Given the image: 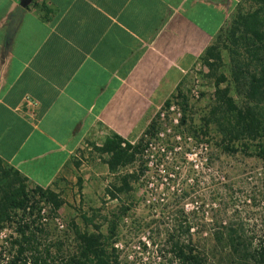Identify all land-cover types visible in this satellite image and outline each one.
Instances as JSON below:
<instances>
[{"label":"crops","instance_id":"1","mask_svg":"<svg viewBox=\"0 0 264 264\" xmlns=\"http://www.w3.org/2000/svg\"><path fill=\"white\" fill-rule=\"evenodd\" d=\"M19 2L0 0V164L50 188L71 175L93 129L131 141L238 0H35L20 11Z\"/></svg>","mask_w":264,"mask_h":264},{"label":"rangeland","instance_id":"2","mask_svg":"<svg viewBox=\"0 0 264 264\" xmlns=\"http://www.w3.org/2000/svg\"><path fill=\"white\" fill-rule=\"evenodd\" d=\"M255 6L253 1L238 0L231 18L219 31L222 66L216 75H224L226 81L220 87L229 85V95L239 107L246 102V97L231 78L230 50L234 49V41L229 30L237 13L250 11ZM214 93L215 79L209 75L208 66L199 60L183 72L178 84L165 87L162 100L149 103L131 141H137L159 115V139L144 141L147 147H155L158 152L141 157L143 174L132 182L129 193L120 194L116 200L106 196L107 185L121 173L137 169L139 163L122 168L117 174L110 173L95 146L101 144L102 137L112 133L111 129L103 124L90 131L75 151L71 175L58 179L50 187L64 200V205L51 220L46 229L48 235L40 239L41 243L46 245L55 239V225L63 238L70 234L74 224L80 229L92 230L91 225L96 223L106 234L105 215L125 205L129 210L119 224L118 242L114 244L119 264H175L170 259L165 231L176 223L183 206L190 212L188 222L193 229H216L233 223L244 229L253 245H264V154L259 152V146L264 147V134L256 139L227 138L223 142L217 122L224 121L225 111L218 108ZM184 116L185 126L177 129L178 119ZM189 127L204 128L209 135L196 141L189 136ZM176 133H182V137ZM165 139L175 144L167 153L163 150ZM82 216L88 218V226ZM10 234V228L0 232L1 264L8 262ZM199 237L195 233L194 239ZM67 240L73 242L70 236ZM112 241L114 238H109L108 243ZM206 244L212 264H221L217 256H212L215 251L211 239H206Z\"/></svg>","mask_w":264,"mask_h":264},{"label":"trees","instance_id":"3","mask_svg":"<svg viewBox=\"0 0 264 264\" xmlns=\"http://www.w3.org/2000/svg\"><path fill=\"white\" fill-rule=\"evenodd\" d=\"M250 1L256 6L250 11L237 13L229 30L234 41V49L230 50V74L236 88H242L244 92L242 94L246 97V102L243 105H236L229 95V85L220 87L221 83L226 81L224 75H216L222 66L220 33L214 43L206 48L201 58L209 68V75L215 79L214 95L217 106L225 111L224 121L217 122L223 142L227 138L256 139L260 134H264V0ZM159 120L160 116L156 115L135 142L112 134L100 145L95 146V151L102 156L103 163L112 174L139 163L134 171L115 175V181L105 189L106 196L110 199L116 200L120 194L129 193L132 190V182L139 180L144 172L141 157L158 152L155 147H147L144 141L148 143L149 140L159 139ZM178 120L175 127L180 129L185 126V116ZM187 131L196 141L209 135V132L201 127H189ZM180 136L182 137V133ZM170 141L173 140L165 139V147L162 148L165 153L174 149V141ZM259 152L264 154V147L259 146ZM63 205L64 200L52 189L38 186L28 189L17 171L0 164V232L10 228L12 233L7 239V264H119L115 253L117 247L114 244L118 242L119 224L129 208L120 205L115 212L105 215L106 234L101 225L96 223L91 225L92 230L80 229L74 224L68 235L73 242H69L68 236L63 238L61 230L55 225V239L43 245L40 239L48 235L46 229L50 227L51 220L58 215ZM189 214L190 212L184 210V206L181 207L176 223L165 231L170 259L175 264H212L206 249V239L213 242L215 254L212 256H217L221 264H264V245H253L241 226L228 223L216 229L197 230L188 222ZM82 220L88 226V218L82 216ZM197 232L199 240L194 239ZM109 238H114L110 244ZM202 240L205 244H201Z\"/></svg>","mask_w":264,"mask_h":264},{"label":"water","instance_id":"4","mask_svg":"<svg viewBox=\"0 0 264 264\" xmlns=\"http://www.w3.org/2000/svg\"><path fill=\"white\" fill-rule=\"evenodd\" d=\"M35 0H20L19 2V11L22 8H25L27 6H29L32 2H34ZM18 17L17 15L13 18V23H12V27H14L17 23Z\"/></svg>","mask_w":264,"mask_h":264},{"label":"built area","instance_id":"5","mask_svg":"<svg viewBox=\"0 0 264 264\" xmlns=\"http://www.w3.org/2000/svg\"><path fill=\"white\" fill-rule=\"evenodd\" d=\"M28 102L30 103V102H32V101L28 100Z\"/></svg>","mask_w":264,"mask_h":264}]
</instances>
